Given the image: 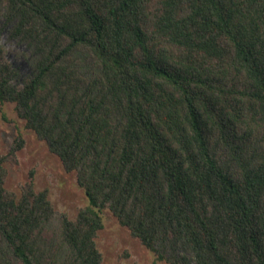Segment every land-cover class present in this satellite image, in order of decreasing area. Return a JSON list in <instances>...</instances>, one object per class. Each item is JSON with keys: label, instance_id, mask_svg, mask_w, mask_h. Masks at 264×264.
<instances>
[{"label": "trees", "instance_id": "obj_1", "mask_svg": "<svg viewBox=\"0 0 264 264\" xmlns=\"http://www.w3.org/2000/svg\"><path fill=\"white\" fill-rule=\"evenodd\" d=\"M5 103L88 204L8 190L19 135L0 264H102L105 209L156 261L264 264V0H0Z\"/></svg>", "mask_w": 264, "mask_h": 264}, {"label": "rangeland", "instance_id": "obj_2", "mask_svg": "<svg viewBox=\"0 0 264 264\" xmlns=\"http://www.w3.org/2000/svg\"><path fill=\"white\" fill-rule=\"evenodd\" d=\"M1 43L7 50L9 62L22 76L28 74L29 69L22 56L24 47L8 42L5 34L1 37ZM19 135L24 140V146L17 153V163L6 164L5 187L19 194L21 187L32 179L35 190H48L54 208L73 220L78 211L88 204L83 191L76 184L75 173H66L58 158L32 131L24 128L14 104H0V156L6 154ZM101 216L104 226L97 234L96 245L102 255V264H165L156 261L154 254L121 227L107 209L101 211Z\"/></svg>", "mask_w": 264, "mask_h": 264}]
</instances>
